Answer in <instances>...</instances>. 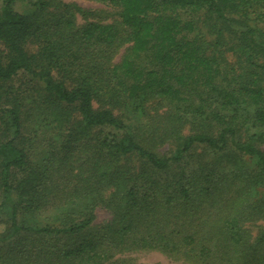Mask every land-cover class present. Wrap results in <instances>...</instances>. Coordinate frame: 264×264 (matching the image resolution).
Here are the masks:
<instances>
[{
	"label": "trees",
	"instance_id": "1",
	"mask_svg": "<svg viewBox=\"0 0 264 264\" xmlns=\"http://www.w3.org/2000/svg\"><path fill=\"white\" fill-rule=\"evenodd\" d=\"M19 1L0 0V264H264V0H97L118 17L81 24Z\"/></svg>",
	"mask_w": 264,
	"mask_h": 264
},
{
	"label": "rangeland",
	"instance_id": "2",
	"mask_svg": "<svg viewBox=\"0 0 264 264\" xmlns=\"http://www.w3.org/2000/svg\"><path fill=\"white\" fill-rule=\"evenodd\" d=\"M36 0H20L16 4V9L22 12H27L32 9V4H34ZM68 2L77 3L80 7L83 8L87 12L84 16V19L81 16H78V22L85 23L86 21H93V22H100V23H110L116 20L117 10L116 8L109 7L106 4L97 1V0H66ZM37 148V151H36ZM41 149H44L43 146H36L33 147L30 151V160L32 165L38 162L39 152ZM111 219L110 213L102 208L97 209V218L95 223L96 224H104L105 222ZM2 225H0V230L2 229ZM258 228H253V232L257 231ZM134 262L145 263V264H182L179 262L171 261L168 258H165L162 255L153 253V254H143V255H134Z\"/></svg>",
	"mask_w": 264,
	"mask_h": 264
}]
</instances>
